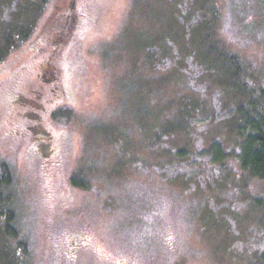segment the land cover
<instances>
[{"label": "rangeland", "instance_id": "obj_1", "mask_svg": "<svg viewBox=\"0 0 264 264\" xmlns=\"http://www.w3.org/2000/svg\"><path fill=\"white\" fill-rule=\"evenodd\" d=\"M72 1L0 0V38L32 31L0 63V264H264V180L237 158L264 104V0H87L51 91L39 28Z\"/></svg>", "mask_w": 264, "mask_h": 264}, {"label": "trees", "instance_id": "obj_2", "mask_svg": "<svg viewBox=\"0 0 264 264\" xmlns=\"http://www.w3.org/2000/svg\"><path fill=\"white\" fill-rule=\"evenodd\" d=\"M74 1V0H73ZM72 1V2H73ZM67 5V4H66ZM65 3L62 7H55V10L50 14L48 24H45L39 28L40 32L42 31V43L40 47L41 52H46L48 55L46 59L40 63V83H52L51 91L55 89L59 90L60 82L58 80L59 71H58V61H56V52L64 43L65 40L71 35V31L74 25V14L72 10V5L68 4V9L59 10L64 8ZM39 15L42 13V6L39 7ZM58 11V12H57ZM57 12V13H56ZM66 12V13H65ZM68 12V13H67ZM17 26V24H16ZM16 26L13 29L6 30V33L1 35L0 42L3 41V44L0 43V63L5 59L6 54L15 50L21 45V41L28 39L31 36L32 31L25 29V26H21L16 31ZM44 29V31L42 30ZM57 47V48H56ZM234 60L235 58H229ZM53 61V68L50 67V71L47 69L48 62ZM234 76V74H233ZM233 80H235L233 78ZM240 80V79H239ZM240 82V81H238ZM53 89V90H52ZM260 95L264 98V88L260 89ZM19 105L28 104L29 107L25 111L24 115L29 122H35L33 126L29 124L27 127L28 131L31 132V135L34 139L40 138L45 139L43 142L37 144L36 149L40 152L41 155L45 156L44 146H47L50 141V135L45 128L42 127L40 123V112L42 110V104L38 99L36 100H27L25 96L18 97ZM264 104L262 108L255 109L254 111H247L244 115V121L242 125L238 128V134L241 137L240 151L237 155L240 167L242 170L248 172L253 177H257L264 180ZM221 147L218 143H212L209 148V152L214 150L220 151ZM225 153L219 157L223 158ZM222 160V159H221ZM73 184H76V179L73 177L71 179ZM262 219L264 221V204L260 203ZM5 210H1L0 216L4 218L6 216ZM0 217V218H1ZM11 219V218H10ZM8 222V220H6ZM264 259V254L261 255ZM263 264V263H257Z\"/></svg>", "mask_w": 264, "mask_h": 264}, {"label": "flooded vegetation", "instance_id": "obj_3", "mask_svg": "<svg viewBox=\"0 0 264 264\" xmlns=\"http://www.w3.org/2000/svg\"><path fill=\"white\" fill-rule=\"evenodd\" d=\"M88 4V1L87 0H77V3L75 2V0L72 2V10L71 11H73V14H74V17H73V20H74V25H73V28L76 26V23H77V21H78V19L80 18V14H79V8H78V5H83V6H86ZM68 9L67 8V5L65 4V7H64V9ZM79 23V22H78ZM73 28H72V31H71V34H72V32H73ZM58 71H59V75H61V73H62V69H60V65L58 64ZM38 78H40V73L38 74ZM38 80H40V79H38ZM35 83H33L31 86L29 85V88L26 90V92H29V94H32V95H35V94H38V92L36 91V89H34V88H36L35 87ZM53 90V89H52ZM44 95V94H43ZM20 96V94L17 96V98H16V102L18 103V97ZM22 96H24V95H22ZM43 98V97H42ZM19 104V103H18ZM24 114V113H23ZM28 130V129H27ZM74 242H76L75 241V239H73V238H70L69 239V241H68V244H67V250H68V252H69V254L70 255H72V253L75 251V250H77L78 249V247H75L74 246ZM80 246V245H79Z\"/></svg>", "mask_w": 264, "mask_h": 264}]
</instances>
